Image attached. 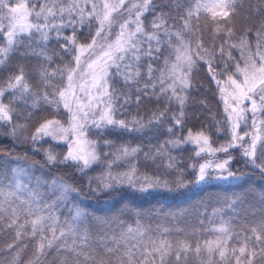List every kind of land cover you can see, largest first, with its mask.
Here are the masks:
<instances>
[{
	"label": "snow or ice",
	"instance_id": "obj_1",
	"mask_svg": "<svg viewBox=\"0 0 264 264\" xmlns=\"http://www.w3.org/2000/svg\"><path fill=\"white\" fill-rule=\"evenodd\" d=\"M193 2L195 7L186 6L184 0H128L126 7V0H113L111 3L108 0H100V3L96 0H31L29 6L28 0H0V34L5 37V42L0 45V70L9 69L14 54L37 58L41 85L53 89L51 93L31 91L28 73L24 66L17 64L15 71L0 82V124L9 127L11 135L16 134L18 125L13 124V116H19L13 107L16 103L28 106L30 102L33 109L42 103L67 109L71 114L67 128L59 121L47 120L39 125L31 139L36 142L43 137L64 140L75 137L60 162H73L81 172L100 163L103 154L106 170L99 177L89 179V188L97 193H110L125 186L148 194L183 193L200 185L238 183L241 177L233 171L230 151L236 148L264 176V137L247 131L242 135L238 133L240 124L247 123L249 113L252 127L258 131L257 114H264V24L255 32V52L251 51L246 39H241L239 47L244 63L241 68L233 60L231 51L225 52V45L213 46L211 52L205 48L198 24L202 7L212 17H227V10L234 7L235 0ZM145 13L152 14L148 26L142 19ZM125 14L127 18L119 22V32L109 42L107 37L112 25ZM30 18L36 22L32 23ZM57 19L59 24L53 22ZM94 23L96 31L90 42L79 43L77 28H86L91 33ZM177 24L178 28L175 27ZM64 27L73 29L71 36L64 37L72 48L73 65L50 70L46 65L52 63L55 53L50 55L47 48H33L31 44L34 36H38L39 42L46 43L52 29L56 30L59 38ZM227 46L229 49L237 47L234 44ZM68 48L69 44L64 45L65 51ZM82 57H85L83 62ZM214 59L220 61L223 71L219 75L225 77L224 80L216 79ZM197 60L205 62L225 101L232 133L226 144L213 147L203 131L195 135L189 131L186 138L175 136L172 127L168 132L173 138L150 145L147 150L141 145L128 143L116 146L107 138L115 130L143 133L166 118L165 111H157L148 117L117 119V114L129 104L139 106L142 97L149 95L157 99L162 96L168 102L175 101L179 112L171 119L173 126L181 125L188 102L186 93L191 87L190 74ZM229 61H233L234 71H230ZM153 64L159 66L153 67ZM237 74L240 79L234 78ZM57 76L61 80L66 78L67 83L54 85L53 80ZM114 77L120 78L125 90L116 87ZM77 90L82 95L78 96ZM260 126H264V120L260 121ZM90 128L96 130L93 135L99 139L87 138ZM188 143L197 146V157L202 153L206 157H216L217 153L226 155L205 158L198 165L189 164L188 167L195 171V178L187 181L183 178L180 160L171 155L170 149H179ZM101 148L114 150L102 153ZM141 158L145 163L154 164L166 158V169L172 170L177 178L169 180L162 175L140 171L138 164ZM46 162H57L56 155L50 150L46 152ZM124 165H127L126 170L119 171ZM29 171L19 166L0 168V230L7 228L15 232L16 242L8 246V251L16 253L12 264H17L19 252L29 246L23 242L25 239L34 248L33 259L28 264H47L49 253H54L53 264H264V218L251 228L237 231L231 226V219L225 221L223 210H213L212 215L219 218V226L208 230L219 233V236L203 244L199 240L190 242L187 237L183 240L151 238L147 234L150 229L142 228L139 221L136 222L137 227L127 226L117 235L107 222L98 217L90 218L76 204L67 209L70 217L61 221L58 215L60 206L68 202L75 189L63 180L49 183L40 177L30 176ZM45 185L54 194V199L44 198L45 193L41 189ZM224 205L235 213L243 201L239 198L225 200ZM90 219L99 225L96 234L90 230ZM199 223L203 224V221ZM108 230H111V236L107 235ZM176 231L184 232L183 229ZM164 232L171 234L167 228ZM96 235L100 236L99 240ZM191 235L195 236V229ZM235 237L242 238L235 240ZM229 241H234V244Z\"/></svg>",
	"mask_w": 264,
	"mask_h": 264
},
{
	"label": "trees",
	"instance_id": "obj_2",
	"mask_svg": "<svg viewBox=\"0 0 264 264\" xmlns=\"http://www.w3.org/2000/svg\"><path fill=\"white\" fill-rule=\"evenodd\" d=\"M201 3H210L209 0H200ZM186 6L195 7L193 0H184ZM222 11V10H219ZM229 15L212 17L203 7L199 15V34L200 38L208 51H213V46L217 48L225 45V52L231 51L233 60L237 63L240 59L239 47L241 39L253 42L255 32L261 24H264V0H235L233 8L227 10ZM176 15V13H173ZM152 19L151 13H145L143 17L144 24L149 25ZM36 22V21H35ZM59 24V20L53 21ZM176 28L179 25H175ZM96 31L95 23L92 26L91 33L86 28H77L76 38L79 43L89 42L91 36ZM231 35H228V33ZM73 29L64 27L57 38V32L52 29L49 32V39L46 43L39 42L38 36H34L31 47H45L50 55H53L52 63L46 65L50 70L55 68H64L73 65V53L69 41L64 37L71 36ZM4 43V35L0 34V45ZM69 44L67 51L64 45ZM228 44L237 45L235 48H228ZM27 47V44L25 45ZM23 50V49H21ZM174 59V57H173ZM195 59V57H194ZM37 58L21 57L14 54L11 58V64L8 70H0V82L7 79L10 72L15 71V66L20 64L24 66L28 73L30 89L33 92L48 91L52 88L41 85L40 77L37 74ZM217 78H224L219 75L223 68L218 59L213 60ZM230 71L233 70V61H229ZM153 64V67H158ZM116 87L125 90L119 77L113 78ZM191 87L187 90L188 102L185 106V119L181 125L173 126L171 117L179 112V106L175 101L168 102L164 97L157 99L155 96L142 97V101L137 106L129 104L126 109L117 114V118L132 119L136 116H151L153 112L165 111L166 118L159 125L146 129L143 133H121L119 130L113 131L107 138L113 141L116 146L128 143L131 146L141 145L147 150L150 145L163 143L165 140L173 138L168 132V128H173L175 136L185 137L189 131L206 132L211 141L218 144L220 141L228 138L229 126L223 110L220 92L216 80L212 78L207 65L203 60H197L190 74ZM54 85L63 86L66 84V78L61 80L57 76L53 80ZM142 86V84H141ZM159 85H157V89ZM134 95V93H133ZM7 98V97H6ZM19 116L13 117V124L18 125L16 134L11 135V129L6 125L0 124V168L7 166L22 167L29 169V175L40 177L42 180L51 182L53 180H63L70 184L75 192L69 195V200L60 206L58 215L61 221L70 217L68 208L73 204L79 205L85 210L90 218L98 217L102 222H107L112 229L119 235L121 230H126L127 226L137 227V221L142 228L150 229L147 233L154 239L167 238L169 240H183L186 237L191 241L199 240L212 241L219 236V233L209 231V228L219 226V218L213 216V210H223L225 221L231 219L232 227L237 231L255 226L256 223L264 218V176L259 170L255 169L243 158L240 152L234 150L232 155V168L241 179L234 184H213L200 185L194 190H184L183 193L173 192H153L140 193L125 186L117 191L110 193H97L89 188V179L99 177L100 171L104 166L105 157L102 156L103 163H98L90 170L83 172L73 162L61 163L63 157L68 152L66 143L53 139L52 137H43L33 142L31 137L41 123L48 119L65 120L68 116L67 109L62 106L53 108L45 106L33 109L29 102L28 106H22L19 103L13 105ZM28 113H31L29 116ZM91 135L94 139H99ZM51 151L57 157V162L47 163L46 152ZM114 149L101 148L100 151L109 152ZM172 156L177 157L181 162L184 171L183 178L191 181L195 178L194 169L188 167L189 164H197L195 150L191 144H183L179 149H170ZM103 155V154H102ZM166 158L159 159L155 164L145 163L142 158L138 164L139 170L147 171L151 174L162 175L169 180H174L177 176L172 170L166 169ZM93 188L95 184L93 183ZM46 200L54 199L55 196L50 192L47 185L42 189ZM243 201V205L237 208L235 213L227 209L224 205L225 200ZM199 214V215H198ZM203 221V224L199 223ZM90 230L96 234L99 225L94 219L89 220ZM121 226H124L123 228ZM171 230V234L164 232L165 229ZM176 229H183V233H178ZM195 229V236L191 233ZM250 235V233H246ZM111 236V230L107 231ZM242 237H235L239 240ZM99 240L100 236L96 235ZM139 239V238H138ZM16 242L15 232L5 228L0 230V264H12L14 252L8 251V246ZM24 243L29 246L19 252L17 264H28L33 259L34 248L32 244L25 239ZM111 241H109V244ZM146 243V241H145ZM234 244V241H229ZM235 246H239L235 244ZM54 253H49L47 264H53Z\"/></svg>",
	"mask_w": 264,
	"mask_h": 264
},
{
	"label": "rangeland",
	"instance_id": "obj_3",
	"mask_svg": "<svg viewBox=\"0 0 264 264\" xmlns=\"http://www.w3.org/2000/svg\"><path fill=\"white\" fill-rule=\"evenodd\" d=\"M96 2L97 3H100V0H96ZM108 2L109 3H111V2H113V0H108ZM209 2L211 3V2H213V0H209ZM28 3H29V6H31V0H28ZM126 7L128 6V0H126V5H125ZM121 11H123V9H121ZM217 11H219V9L217 10ZM114 15H117V14H115L114 13ZM125 18H127V15L125 14L124 16H119V18H118V20L112 25V28H111V31H110V34L108 35V37H107V40L109 41V42H111L114 38H115V35L119 32V27H118V24H119V22H121L122 20H124ZM143 19V18H142ZM30 21L32 22V23H35V19L34 18H30ZM5 23H6V21H5ZM98 39V42H99V38H97ZM4 42H5V37H4ZM90 42V41H89ZM248 42V41H247ZM257 43V41L254 39V41L253 42H248V44H249V46H250V48H251V51L252 52H255V44ZM240 59H239V61L237 62V63H239L240 64V67L241 68H243L244 67V63H243V57H242V55H241V50H240ZM82 59V62L84 61V59H85V57H82L81 58ZM257 65L259 66V61H257ZM110 71H113V70H110ZM232 71H234V68H233V70ZM234 78H236V79H240V77H239V75L237 74ZM74 79H77L76 77H74ZM216 79H219V80H224L225 79V77L224 78H217L216 77ZM82 82V81H81ZM66 83H67V81H66ZM229 91L231 90V89H228ZM220 92V91H219ZM77 95L79 96V95H82L78 90H77ZM220 98H221V93H220ZM5 102H7V98H5ZM221 102H222V106H223V110H224V113H225V116H226V119H227V123H228V126H229V136H228V138H226V139H224V140H222V141H220L218 144H215V143H213L212 141H211V138H210V142H211V144H212V146L213 147H219L220 145H224V144H226L228 141H229V139H230V137H231V120H230V118H229V115H228V112H226L225 111V101H224V99H222L221 98ZM228 103L229 104H231L232 103V101L231 100H229L228 101ZM246 106V105H245ZM14 107V106H13ZM14 109H15V107H14ZM16 110V109H15ZM68 111V110H67ZM14 117V116H13ZM118 119V118H117ZM48 120H55V121H59L60 122V124H62L64 127H68V125H69V122H70V120H71V114L68 112V116L65 118V120H61V119H48ZM261 120H264V114H257V126H258V131H257V129H254L253 127H252V116H251V114L249 113V114H247V123H241L240 124V128L238 129V133L239 134H243L245 131H247V132H249V134H257V135H260V136H262V137H264V126H260V121ZM45 121H47V120H45ZM44 121V122H45ZM92 131H96L94 128H90L89 130H88V132H87V138L88 139H94L93 137H92V135H91V132ZM192 133H193V135H195L197 132H200V131H191ZM205 134L206 135H208L206 132H205ZM188 136V133L186 134V136H185V138ZM209 136V135H208ZM53 138V137H52ZM53 139H55V140H58V141H62V142H64V143H66V145H67V147H68V151H69V147H70V142L71 141H74L75 140V137H72V136H70L69 137V140H64V139H61V138H59V137H56V138H53ZM245 139H247V137L245 138ZM189 144H191L193 147H194V150H195V152H196V150H197V146L195 145V144H193V143H189ZM71 146L73 147V148H75L76 147V145L74 144V143H72L71 144ZM234 150L235 149H231L230 151H231V155H233V153H234ZM236 150H237V152H240V149L239 148H236ZM224 155H226L225 153H217V156L216 157H212V156H205V154H201V156L200 157H197L196 155H195V157L197 158V165L198 164H200V163H203L204 162V159L205 158H207V159H214V158H217V157H222V156H224ZM102 156L103 155H101V162H100V164L101 163H103V160H102ZM231 164H232V162H231ZM94 165H96V164H93L92 166H94ZM92 166L90 167V168H88L87 170H90L91 168H92ZM126 168H127V165H124L123 167H121L120 169H118L119 171H124V170H126ZM106 169H105V167L103 166V168H102V170L99 172L100 173V175L102 174V172H104ZM140 171H142L143 172V170H140ZM149 174H151V173H149ZM99 174H98V176H100ZM239 175V174H238ZM240 176V175H239Z\"/></svg>",
	"mask_w": 264,
	"mask_h": 264
}]
</instances>
